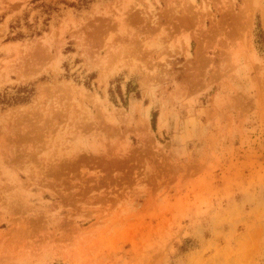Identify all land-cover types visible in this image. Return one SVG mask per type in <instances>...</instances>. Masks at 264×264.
<instances>
[{"label":"rangeland","instance_id":"rangeland-1","mask_svg":"<svg viewBox=\"0 0 264 264\" xmlns=\"http://www.w3.org/2000/svg\"><path fill=\"white\" fill-rule=\"evenodd\" d=\"M260 30L264 0H0V264H264Z\"/></svg>","mask_w":264,"mask_h":264},{"label":"trees","instance_id":"trees-1","mask_svg":"<svg viewBox=\"0 0 264 264\" xmlns=\"http://www.w3.org/2000/svg\"><path fill=\"white\" fill-rule=\"evenodd\" d=\"M41 6L44 8V12H46V10H50L53 8L51 4H46V3H42ZM48 13L50 14V12ZM49 20H50V17L44 21L45 26H48L47 21ZM24 24L29 29L27 32H24L23 30H21L22 29L21 28V25H22L21 18L17 19L14 23H12L10 25V33H9L8 39L17 40V39L24 38L26 36L33 37V36L40 35L42 31L46 30L45 27L38 28L36 25H33L32 23H29L27 21ZM263 35H264L263 31L260 30L257 34L258 42H263V38H264ZM21 90H23L22 93H18L17 95L10 96V97H5L6 103H22V102L28 101L33 94V89L32 90L27 89L24 86L21 88Z\"/></svg>","mask_w":264,"mask_h":264}]
</instances>
